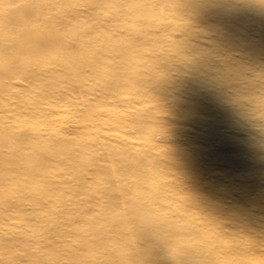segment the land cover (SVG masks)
Listing matches in <instances>:
<instances>
[{
    "label": "rangeland",
    "instance_id": "374dc122",
    "mask_svg": "<svg viewBox=\"0 0 264 264\" xmlns=\"http://www.w3.org/2000/svg\"><path fill=\"white\" fill-rule=\"evenodd\" d=\"M221 4L0 0V264H264V55L212 42L264 44Z\"/></svg>",
    "mask_w": 264,
    "mask_h": 264
},
{
    "label": "bare ground",
    "instance_id": "6f19581e",
    "mask_svg": "<svg viewBox=\"0 0 264 264\" xmlns=\"http://www.w3.org/2000/svg\"><path fill=\"white\" fill-rule=\"evenodd\" d=\"M221 5L222 6L220 8L215 9V11L213 13V15L219 21H221L218 24L219 29H215V30L213 29V32L215 35L225 33V36L231 37V35L235 36L236 34H239L240 29H246V30H250V31H254V32L259 31L261 34L260 40H262L263 42L259 41L258 45L261 46L260 43L264 44V0H246V8L249 9V6H250L251 11H250V14H244L247 19L241 25L239 22H236V21L239 18H240L239 21H241V18L244 15L241 14V16L239 15V18L236 17V20L233 19V21L235 23L232 24L230 18L233 15L232 14L230 15L228 13L229 10H226V7L225 8L223 7L225 4H221ZM211 13L212 12H210V14ZM205 23L207 26L212 24V19L208 20V18H205ZM206 31L210 32V29L208 28V29H206ZM110 38H114V36H112ZM55 41L57 42V39L53 38L49 42L52 43ZM212 45H214V47L217 48L218 50H219V48H220V51L222 50V52L219 53V55H218V58L220 59L221 64H226L227 62L232 63L228 60V59H230L231 56L226 57V59L223 58L222 54H223L224 48L226 49V51H231V50H241L242 51L243 50V51H245V53H247L250 50L251 51L250 56L246 55L245 58L247 61H248V59H250V61L253 62L254 64L260 63L262 61L261 56L264 55V52L256 47L257 43L249 42L248 39H244L242 41L241 40L235 41L232 38H230L226 42L219 41L215 44L212 42ZM224 45L226 47H223ZM123 51L126 52L125 50H123ZM260 51H261V53H260ZM252 53L254 54L253 56H251ZM232 58H234V57H232ZM241 58L243 60L244 57H241ZM243 63H247V62H243ZM232 64H234V63H232ZM115 67L118 68L119 70H122L123 60L118 61L116 63ZM118 82L119 83L116 85L118 87H121V85H123L125 89L127 88V86L130 87L133 85V88H134L135 86L139 85V82L137 80H135L134 76L131 77L130 75H128L127 77H123L122 81H118ZM145 89H146V87H145ZM138 95H142V94H138ZM139 130H142V129L139 128ZM139 184H146V183L145 182H139ZM127 191L128 190L126 189L125 186L120 187L119 192L116 191V189H115L114 190V192H115L114 193L115 194L114 199H121V197L128 196L129 193ZM92 192L96 193L98 196H101L103 199L106 198L105 196L110 197L109 192L106 191L104 188L98 187V189L95 188L94 190H92ZM24 198H25V200L29 198L28 200H29L30 205H32V207H40V206H43L41 204L48 202V200L46 198V194H44L43 192L40 194L30 193L28 195H24ZM46 206H49V205H46ZM171 236H173V235H171ZM186 248L189 249L190 254H192L193 256L197 255L195 253V247H193V245L187 246ZM241 250L242 249H239L237 251L238 252L237 255L244 256V253Z\"/></svg>",
    "mask_w": 264,
    "mask_h": 264
}]
</instances>
